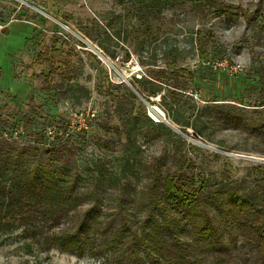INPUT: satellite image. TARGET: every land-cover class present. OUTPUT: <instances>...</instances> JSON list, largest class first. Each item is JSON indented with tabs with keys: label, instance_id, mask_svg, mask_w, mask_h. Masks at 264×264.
Returning <instances> with one entry per match:
<instances>
[{
	"label": "rangeland",
	"instance_id": "374dc122",
	"mask_svg": "<svg viewBox=\"0 0 264 264\" xmlns=\"http://www.w3.org/2000/svg\"><path fill=\"white\" fill-rule=\"evenodd\" d=\"M219 1L247 10L261 3L262 15L251 23L232 21L194 0H0V137L42 148L46 131L63 130L71 134L82 178L120 180L119 191L127 183L125 167L133 165L129 193L135 197L143 193L145 167L165 150L167 167L175 154L185 155L215 185L260 176L264 131L252 132L245 121L261 117L253 104L264 97V0ZM175 57L194 75L180 77L187 81L183 102L168 97L165 108L160 94L142 99L133 82L172 67ZM167 75L173 76L168 67ZM121 101L138 118L145 114L173 132L166 140L146 135L150 121L140 125L143 117L128 134ZM109 190L99 221L116 218L108 233L113 236L119 210L117 192ZM133 209L141 212L138 205ZM74 222L75 216L64 217L55 229ZM193 234L186 230L189 238ZM0 264L123 262L116 255L45 250L21 229L6 228L0 229ZM196 264L217 263L198 256Z\"/></svg>",
	"mask_w": 264,
	"mask_h": 264
},
{
	"label": "trees",
	"instance_id": "16d2710c",
	"mask_svg": "<svg viewBox=\"0 0 264 264\" xmlns=\"http://www.w3.org/2000/svg\"><path fill=\"white\" fill-rule=\"evenodd\" d=\"M194 1L232 21L242 17L251 23L262 15L261 3L247 10L219 0ZM167 4L161 3L159 12ZM177 58L169 62L172 67L167 64L150 70L148 78L142 76L133 82L142 99L150 102V96L160 94L165 108L168 97L179 104L183 102L187 81L180 77L194 75L189 68L177 64ZM164 59H168L167 53ZM167 67L173 73L171 78ZM129 96H134L131 90ZM121 104L126 108L120 117L128 134L143 117L140 125L149 120L145 114L138 118L133 107L128 108V101ZM253 106L261 117L253 121L246 116L245 125L261 133L264 97ZM149 121L146 135L166 140L173 132L161 122ZM47 132L42 148L0 137V229L19 228L23 237L45 250L78 256L116 255L123 264H196L198 256L212 257L217 264H264V170L250 180H227L215 185L185 155L175 154L174 165L167 167L165 150L145 167L143 193L135 197L129 193L135 187L133 165L125 167L122 179L127 183L120 185L119 191L116 183L120 180L113 183L105 175L84 179L73 164L75 149L68 144L71 134L65 136L60 130L51 139L46 137ZM108 189L117 192L114 202L119 210L113 236L108 233L116 218L99 221ZM135 205L141 212L134 211ZM74 216L72 226L55 229L61 219ZM187 229L194 231L192 238L186 235Z\"/></svg>",
	"mask_w": 264,
	"mask_h": 264
},
{
	"label": "built area",
	"instance_id": "2783aa9c",
	"mask_svg": "<svg viewBox=\"0 0 264 264\" xmlns=\"http://www.w3.org/2000/svg\"><path fill=\"white\" fill-rule=\"evenodd\" d=\"M220 65H223L222 62L217 63L214 67H215V68H218ZM85 126L87 127V126H88V123H86ZM47 133H48L50 136H53V135H54V130L49 129Z\"/></svg>",
	"mask_w": 264,
	"mask_h": 264
}]
</instances>
